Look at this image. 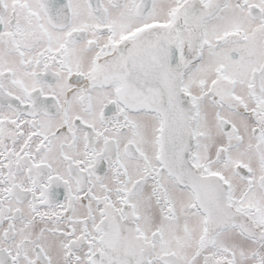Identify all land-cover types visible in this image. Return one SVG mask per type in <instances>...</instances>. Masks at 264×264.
<instances>
[{"label": "snow or ice", "instance_id": "1", "mask_svg": "<svg viewBox=\"0 0 264 264\" xmlns=\"http://www.w3.org/2000/svg\"><path fill=\"white\" fill-rule=\"evenodd\" d=\"M0 264H264V0H0Z\"/></svg>", "mask_w": 264, "mask_h": 264}]
</instances>
